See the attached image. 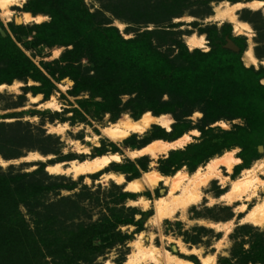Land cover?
<instances>
[{
	"label": "rangeland",
	"instance_id": "374dc122",
	"mask_svg": "<svg viewBox=\"0 0 264 264\" xmlns=\"http://www.w3.org/2000/svg\"><path fill=\"white\" fill-rule=\"evenodd\" d=\"M250 1L84 3L94 14L89 18L94 28L114 26L125 39L149 32L153 45L172 57L178 55L183 44L190 51L209 52L221 45L231 49L229 42L233 41L241 59L250 42L255 56L262 59L264 13L245 5ZM28 2L17 0L11 5L9 18L0 14V32L3 36L10 34L53 85L29 77L3 82H18L16 88H0V264H158L155 254L139 258V241L148 249L153 247L161 254L179 257L184 264H204L207 258L216 264H255L246 254L259 237L262 239L258 233H264V223L256 224L248 215L264 197V169L257 173L260 184L254 190L256 194L239 196L231 187L242 178L243 169L264 158V142L255 147L224 148L198 164L188 160L172 163L168 159L173 151L205 139L201 130L204 114L199 109L186 118L164 113L173 119L170 130L155 124L143 134L118 142L110 140L104 128L128 116L140 118L144 113L135 116L126 106L129 95L122 96L121 110L97 113L92 102L100 101V96L94 97L86 90L75 93L72 76L93 73L94 64L82 54L74 59L75 70L67 68L62 59L72 45L38 44L34 30L19 28L52 20L49 12L28 11ZM227 2L241 4L235 13L248 23L251 32L239 34L231 21L216 19V7ZM25 12L42 18L24 22ZM188 36L203 38V46L190 48ZM245 66L260 72L264 84L263 65ZM238 124L245 122L241 118L221 119L209 126L215 128L212 134L220 137V130H233ZM182 129V135L196 131L183 148L156 158L150 154L131 156L154 140L180 137L176 134ZM227 150H234L241 162L232 171L222 167L220 177L211 178L196 194H189L187 186L197 170ZM110 153H118L120 160L96 172L73 175L48 170L52 164L68 167L72 161ZM109 172L123 174L125 181L107 176ZM156 172L168 177L180 172L185 177L178 178L177 188L162 180L142 191L126 187L128 181ZM172 198L178 199L180 207L159 215L158 203Z\"/></svg>",
	"mask_w": 264,
	"mask_h": 264
},
{
	"label": "trees",
	"instance_id": "16d2710c",
	"mask_svg": "<svg viewBox=\"0 0 264 264\" xmlns=\"http://www.w3.org/2000/svg\"><path fill=\"white\" fill-rule=\"evenodd\" d=\"M27 10L51 14L50 22L18 27L34 30L38 44L72 45L62 59L67 68L75 70L74 59L82 54L94 64L93 73L72 77L75 93L86 90L102 98L92 102L97 113L121 110L123 95L130 96L126 106L135 116L152 111L186 118L197 109L203 112L205 139L173 151L168 159L172 163L188 160L198 164L221 149L264 142L262 76L244 65L240 53L222 45L209 52L190 51L182 43L181 51L172 57L153 45L149 32L125 39L114 26L94 28L89 20L94 14L84 0H29ZM29 77L52 84L12 36L0 32V84ZM236 118L245 125L222 129L220 137L212 134L215 128L210 124ZM258 235L262 239L254 242L246 256L255 264H264V233Z\"/></svg>",
	"mask_w": 264,
	"mask_h": 264
},
{
	"label": "bare ground",
	"instance_id": "6f19581e",
	"mask_svg": "<svg viewBox=\"0 0 264 264\" xmlns=\"http://www.w3.org/2000/svg\"><path fill=\"white\" fill-rule=\"evenodd\" d=\"M16 1L17 0H0V14L2 17L9 18L12 15L10 6L15 4ZM240 5H241L240 3L230 5L227 2L224 5L222 4V5L217 6L216 15H215L216 19L221 20V21H223L224 19L231 21L235 26L236 32L239 34L251 32V29L248 23L238 19L235 13V10ZM245 5L254 10H262L264 13V1L252 0L246 3ZM41 18H42V15H37L36 17H34L30 12H25L23 14L22 19L23 21L24 20L30 21L33 19L40 21ZM187 42L190 48H195L199 46L202 47L204 44L203 38H200L197 36H188ZM242 60L245 65H252V66L263 65L264 66V58L259 59L258 57L255 56L251 42L248 48L243 53ZM17 84L18 82L12 85H7L3 83V84H0V88L7 86L13 89V88H16ZM34 98L37 99L38 96ZM47 103L51 104L52 101H49ZM172 122H173V119L168 114L155 115V114H152L151 112H146L140 118L135 119V118L128 116V117H125L124 119L119 120L116 123H113L109 127L104 128V134L110 140L118 142V141L124 140L125 138L133 134H143L155 124H158L166 128L167 130H170ZM192 134L185 133L172 141H166L162 139L154 140L151 143L147 144L146 146L142 147L141 149L132 152L131 156L134 157V156H139L143 154H150L151 157L154 156L156 158L158 155L167 154L169 151L173 149L183 148L192 140ZM35 156L37 157V155ZM120 158L121 156L118 153L103 154V155H99V156H96V157H93V158H90L84 161H78V160L72 161L70 162L68 167L67 166L65 167V165L62 163L52 164L48 167V170L51 173H57V174L65 173V174L80 175V174H86V173L102 170L106 168L107 166H109V164L112 161H118L120 160ZM240 162H241V159L237 157L236 152L234 150H227L222 155L213 157L204 167H200L197 170V172L195 173V176L193 175L194 177H192L191 182L187 186L188 193L189 194L194 193L197 189L200 188V186H202L203 184H206V182H208L211 178L216 177V176L220 177L222 167H226L228 171H232L233 168ZM263 169H264V158L257 160L249 168L243 169L242 178L239 179V181L235 183V187H231V189L232 188L235 189V193L239 196L242 195L243 193H247V194H251V192L254 193V190L255 189L257 190V187H259V184H260V180L258 179L257 173L259 171H262ZM107 176L113 177L117 179L119 182L125 181L123 174L118 173V172H109L107 173ZM184 177L180 172H178L173 177L164 176L163 174L158 173V172L147 173L140 178H135V179L128 181L126 187L134 191H142L147 187H150V188L155 187L156 184L162 180L164 182H168V181L172 182V187L177 188L179 184L178 180ZM166 199H162L158 203L157 212L161 216L167 215L168 213L170 214L171 211L176 210L177 209L176 207L180 204V202L177 204V200H178L177 198H176L177 200L175 198L174 199L172 198L171 201H167ZM186 205L187 204H185L184 206L186 207ZM248 219L254 221L256 224L264 223V197L260 199V201L258 202L256 206H254L253 210L248 215ZM136 246L139 252V258L142 260L145 259L148 254H151L153 256L155 254L153 258L158 264H184L185 263L179 257L172 256L171 254H168V253H166V255L161 254L157 249L153 248L152 246H151L152 250L151 248L148 249L149 247L146 248L141 241H139ZM186 264H194V263L187 262ZM204 264H216V263L213 260L207 258L204 260Z\"/></svg>",
	"mask_w": 264,
	"mask_h": 264
},
{
	"label": "water",
	"instance_id": "95a60500",
	"mask_svg": "<svg viewBox=\"0 0 264 264\" xmlns=\"http://www.w3.org/2000/svg\"><path fill=\"white\" fill-rule=\"evenodd\" d=\"M229 47H230L231 49H233L234 51H235V50H238L236 44H235L233 41L229 42Z\"/></svg>",
	"mask_w": 264,
	"mask_h": 264
}]
</instances>
